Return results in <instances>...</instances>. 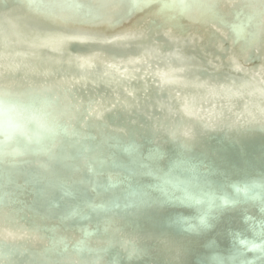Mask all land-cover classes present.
Here are the masks:
<instances>
[{
  "label": "water",
  "instance_id": "water-1",
  "mask_svg": "<svg viewBox=\"0 0 264 264\" xmlns=\"http://www.w3.org/2000/svg\"><path fill=\"white\" fill-rule=\"evenodd\" d=\"M262 1L255 0L253 10L263 14L251 30L260 41L249 46L246 41L237 42L231 30L217 24L210 25L216 45L206 44L200 35L180 36L162 27L144 26L136 32L142 35H100L83 26L126 24L135 14L130 0H42L36 8L30 4L27 9L19 0H0V30L10 35L6 42L12 46L20 45L11 38L13 33L23 37L22 27L31 25L36 30L47 27L61 33L62 52L82 66L86 64L83 55L95 49L107 55L117 50L119 57L134 49L146 50L155 57L144 60L145 69L126 71L118 68L119 61H110L104 71L96 72L95 67L88 73L98 81L131 77L136 94L129 103L137 108L124 109L114 103L89 123L86 115L90 113L78 118L85 106L82 98H86L80 97L63 113V121L68 126L75 124L77 133L69 130L66 138L54 140L45 129L43 135H35L40 147L27 148L33 157L42 154L44 159L12 167L0 165V183L9 181L10 191L20 193L19 206L11 213L38 217L39 229L32 233H37L41 244L56 242L61 244L56 252L65 250L55 236L61 232L73 240L71 247L93 255L92 264H240L241 259L264 264L260 251H245L243 257L238 252L242 239L264 243L255 235L264 231ZM57 12L67 23H84L60 32L50 18ZM37 34L34 38L42 37ZM170 61L185 66L178 64L183 70L164 72L162 81L158 73L163 70L158 65ZM182 74L195 84L177 89L174 82L182 79ZM137 76L144 86L134 87ZM200 82L206 83V91L201 90ZM159 86L168 91L161 92ZM86 92L85 88L82 95ZM201 93L208 102H200ZM146 105L170 107L174 117L167 121L166 133L156 124L160 118L155 109L142 110ZM86 123L91 124L92 132L79 131L77 125ZM17 184H22L21 190ZM111 232L120 238V245L112 244ZM70 233H75V238L69 237ZM82 235L88 241L89 236L97 237L102 247L94 246V252L85 250ZM3 244L9 254L0 253V264L6 263V256L29 263L21 243ZM48 253L51 258L53 251Z\"/></svg>",
  "mask_w": 264,
  "mask_h": 264
},
{
  "label": "bare ground",
  "instance_id": "bare-ground-1",
  "mask_svg": "<svg viewBox=\"0 0 264 264\" xmlns=\"http://www.w3.org/2000/svg\"><path fill=\"white\" fill-rule=\"evenodd\" d=\"M41 1L19 0L23 9H27L30 4L36 8ZM130 1V7L135 10V14L126 24L120 27H111L103 23L95 26H92L93 24H85L83 26L100 35H118L127 32L142 35L136 32H139L144 26L150 28L162 27L180 36L200 35L206 44L210 45L213 43L216 45V35L210 30V25L217 24L227 30H231L233 38L237 42L246 41L247 45L253 46L257 41H260L251 32L260 19V13L263 14V11L253 10V6L257 5L255 0H236L232 5L227 4L226 0H145L140 4H137L138 0ZM260 5H264V1ZM39 13L44 17L47 16V14ZM50 16L54 20V26L60 29L58 30L60 32L64 28L72 30L84 23L75 21L67 23V20L64 21L65 19H62L58 12L50 14ZM67 19H70V17ZM16 20L20 24V20ZM40 23L43 22L40 21ZM46 28L38 27L36 30L31 25L23 26L22 30L26 33L23 37H19L14 33L11 36L17 43H20L16 47L12 46L9 40L6 42L10 35L7 37L6 33L0 30V97L28 104L27 107L38 117L37 121L29 125V131L15 135L7 140L0 139V165L3 167H12V165L14 166L19 162L29 163L30 161L34 162L44 159L42 154H37V156L34 155L33 157L28 149L40 147L35 135H43L42 133L46 131L45 129L51 132L52 137H55L54 140H58L59 136L66 138L69 135V130H71L70 134L77 133L75 124L68 126L63 121L66 118L63 113L72 107L70 106L71 102L73 104L80 97L86 98H82L85 100V106L81 107V111L79 110L78 118L81 120L86 114L90 113L86 115L90 117L88 119L89 123H91L95 115H103L107 109L112 107L110 105L114 103L121 104L120 106L122 107L120 108L124 107V109L132 105L129 100L131 96L136 94L135 88H132V81L134 80L131 77L123 76L122 79L119 77H105L103 81H98L95 79L96 77L92 78L88 74L95 67L96 72H99V70L104 71L110 61H119L121 64H119L120 67L118 68L125 67L126 71H134L138 68H147V63L144 60L148 62L151 58L155 59V57H150L146 50L137 52L134 49L128 54H121V57H119L120 53L117 50H113L111 54L107 55L101 49H95L96 51L91 50L83 55L86 58V64L83 67L81 64H77L74 57L62 52L61 44L63 39L60 37L62 36L61 33L50 32ZM36 34L42 35V37L34 38ZM46 34L47 38H45ZM261 43L264 44V35ZM243 52L241 51L239 55L243 56ZM178 64L181 67L185 66L183 63ZM178 64L172 63V61L160 63L158 66H161L160 69L163 72L158 74L161 80L163 81L164 72L170 73L175 69H182ZM253 64H249V66ZM181 77L182 79L174 82L177 89L195 84V81L189 77H185L183 74ZM137 78L138 80L134 82V87L144 86L145 84H141L142 78L140 76H137ZM100 84L103 85L99 87ZM92 85L98 86L96 92L91 91V87H94ZM160 85L162 86L161 83ZM75 86H78V88H75ZM83 86L87 90L84 93L86 95H82L83 90H85V88H82ZM200 86L202 87L201 90L206 91L203 89L206 86L205 82H200ZM158 89L161 92L168 91L167 87L159 86ZM198 97L202 100L200 101L202 103L209 101L203 93L199 94ZM41 104H43V109L40 111L42 108ZM88 104L89 107L87 108ZM132 106V109L137 108L135 105ZM151 108L155 109L160 118L156 121V124L162 126L163 132L166 133L168 131L167 121L174 117V113L169 112L170 107L155 105H146L142 107V110L153 111ZM42 119H51V121L39 124L38 122ZM94 120L92 121L94 122ZM89 123H86L85 126L78 124L77 126L80 127L79 131L84 130L81 131L83 133L92 132L89 131L91 126ZM23 179L26 180L27 178ZM10 185L11 182L6 180L0 183V246L2 245L0 253L9 254L8 248L3 247L5 246L3 243L10 242L13 245H17L19 242L21 246L27 249L25 256L30 260L28 264H92L91 261L93 259L91 258L93 255L87 256L75 246L71 247L73 240L66 238L61 232L59 235H54L66 246L65 250L56 252V249L61 245L56 242H49L46 245L41 244V238L37 236V233H32L36 228L39 229L37 227L40 226L38 223L39 218L31 215L24 216L23 212H19L21 215H13L11 213L13 209L19 206L18 202L20 200L18 201V197L20 193L15 195L16 192H11ZM17 186L21 190L22 184H17ZM15 226H21L22 228L18 229ZM62 229L65 234L69 233L64 228ZM75 235V233H70L69 237L73 238L74 236L75 238ZM109 236L112 244L120 245L121 240L119 237L112 232L109 233ZM30 237H32V240ZM88 238L90 241L84 235L80 237L81 246L85 250L94 252V246L102 247L97 237L89 236ZM50 250L53 251L55 257L52 255L50 258L48 253ZM4 258L8 259L5 264H22L17 262L16 257L6 256ZM52 258H54L53 261H51Z\"/></svg>",
  "mask_w": 264,
  "mask_h": 264
},
{
  "label": "clouds",
  "instance_id": "clouds-1",
  "mask_svg": "<svg viewBox=\"0 0 264 264\" xmlns=\"http://www.w3.org/2000/svg\"><path fill=\"white\" fill-rule=\"evenodd\" d=\"M38 117L31 110L10 98L0 97V139L7 140L29 131Z\"/></svg>",
  "mask_w": 264,
  "mask_h": 264
},
{
  "label": "snow or ice",
  "instance_id": "snow-or-ice-1",
  "mask_svg": "<svg viewBox=\"0 0 264 264\" xmlns=\"http://www.w3.org/2000/svg\"><path fill=\"white\" fill-rule=\"evenodd\" d=\"M255 235L258 238L264 240V231H262L260 233H255ZM240 245H241V247L238 250L240 257L244 256L245 251H250V252L260 251V252L264 253V243H257V242H255V240L242 239L240 241ZM240 264H248L247 259H241Z\"/></svg>",
  "mask_w": 264,
  "mask_h": 264
}]
</instances>
